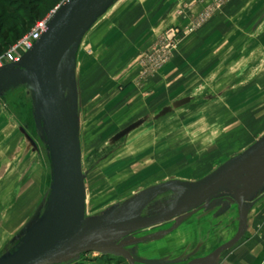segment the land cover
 <instances>
[{
  "label": "rangeland",
  "instance_id": "rangeland-1",
  "mask_svg": "<svg viewBox=\"0 0 264 264\" xmlns=\"http://www.w3.org/2000/svg\"><path fill=\"white\" fill-rule=\"evenodd\" d=\"M64 0H0V58ZM80 146L84 222L135 214L168 181L195 183L264 136V0H108L57 70ZM48 131L34 74L0 68V260L30 243L51 207ZM263 171L262 174L260 172ZM255 177L251 186L250 179ZM227 191L164 223L102 232L133 264H222L239 204L264 186V154ZM184 189L142 211H171ZM129 264L117 250L65 264Z\"/></svg>",
  "mask_w": 264,
  "mask_h": 264
},
{
  "label": "water",
  "instance_id": "water-1",
  "mask_svg": "<svg viewBox=\"0 0 264 264\" xmlns=\"http://www.w3.org/2000/svg\"><path fill=\"white\" fill-rule=\"evenodd\" d=\"M108 0H70L61 4L49 19L46 31L35 41L30 54L17 66L34 74L36 98L41 106L48 131V152L52 172L51 207L35 238L0 264H65L78 256L97 251L117 250L129 264L130 254L121 246L101 244L102 232H132L146 229L176 217L188 208H197L212 197L230 191V182L264 154V136L249 149L235 156L214 172L195 183L168 181L150 191V198L135 214L111 219L109 214L95 218L83 227L85 192L81 177L80 146L68 118L66 102L58 81V65L70 47L81 40L93 18ZM250 179V185L255 183ZM184 189L178 204L169 212L143 217L144 208L161 192ZM243 204H239V224L232 239L221 245L215 255L234 246L244 230Z\"/></svg>",
  "mask_w": 264,
  "mask_h": 264
},
{
  "label": "crops",
  "instance_id": "crops-1",
  "mask_svg": "<svg viewBox=\"0 0 264 264\" xmlns=\"http://www.w3.org/2000/svg\"><path fill=\"white\" fill-rule=\"evenodd\" d=\"M242 204L245 218L243 234L234 246L227 249L229 251L222 264H264V188L250 192Z\"/></svg>",
  "mask_w": 264,
  "mask_h": 264
},
{
  "label": "built area",
  "instance_id": "built-area-1",
  "mask_svg": "<svg viewBox=\"0 0 264 264\" xmlns=\"http://www.w3.org/2000/svg\"><path fill=\"white\" fill-rule=\"evenodd\" d=\"M70 0H64V2ZM48 19L37 21L29 32L21 38L0 58V68L24 60L29 54L36 40L46 31Z\"/></svg>",
  "mask_w": 264,
  "mask_h": 264
},
{
  "label": "trees",
  "instance_id": "trees-1",
  "mask_svg": "<svg viewBox=\"0 0 264 264\" xmlns=\"http://www.w3.org/2000/svg\"><path fill=\"white\" fill-rule=\"evenodd\" d=\"M33 25H34V24H33ZM33 25H32V26H33Z\"/></svg>",
  "mask_w": 264,
  "mask_h": 264
}]
</instances>
